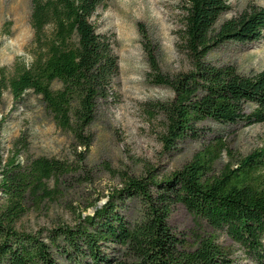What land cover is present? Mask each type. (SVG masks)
Listing matches in <instances>:
<instances>
[{"label": "trees", "instance_id": "obj_1", "mask_svg": "<svg viewBox=\"0 0 264 264\" xmlns=\"http://www.w3.org/2000/svg\"><path fill=\"white\" fill-rule=\"evenodd\" d=\"M184 1L182 48L193 70L162 75L145 45L155 82L174 93L171 101L159 105L167 151L198 137L197 126L206 121L264 127V70L244 75L231 65L206 60L224 43L260 40L264 7L253 6L220 23L230 9L227 0ZM107 3L31 0L32 61L18 58L11 69L0 67V100L5 92L15 103L34 93L56 127L84 147L91 144L89 128L108 103L119 73L111 38L99 34L92 21ZM224 148L221 142L206 147L162 178L152 168L147 176H127L102 207L96 202L87 207L94 208L93 215H80L76 225L59 224L42 236L18 230V222L51 196L50 180L59 184L78 170L46 157L22 164L16 154L5 161L0 130V264H236L232 246L219 242L221 234L264 264V142L212 174ZM127 200L140 203L134 221L120 212ZM179 203L213 230L199 236L194 249L169 224Z\"/></svg>", "mask_w": 264, "mask_h": 264}, {"label": "rangeland", "instance_id": "obj_2", "mask_svg": "<svg viewBox=\"0 0 264 264\" xmlns=\"http://www.w3.org/2000/svg\"><path fill=\"white\" fill-rule=\"evenodd\" d=\"M227 1L230 9L221 16L220 23L240 16L253 6L264 7V0ZM184 6V0H108L106 7L98 9L92 21L99 34L111 38L119 73L113 80L108 103L100 107L89 128V147L57 128L34 93H27L18 103L9 92L2 95L0 130L5 161L16 154L22 164L46 157L78 170L72 177L62 178L59 184L56 179L50 180L47 184L53 193L39 207L28 210L18 222V230L31 234L42 232L45 236L47 230L59 224L74 226L80 215L94 214L93 207L87 209L91 203L102 207L114 190L123 187L127 176H147L150 168L159 178L168 176L192 161L196 153L217 142L225 148L212 174L261 147L262 125L206 121L197 126L198 137L178 142L171 151L164 148L161 136L165 118L159 105L171 101L174 93L155 82L148 53L156 59L162 75L173 77L193 70L182 48ZM30 16L31 0H0V67L11 69L18 58L26 63L32 61L34 32ZM206 60L215 66L231 65L244 75L261 72L264 32L254 42L224 43ZM120 212L134 221L139 216L140 203L127 200ZM169 224L189 249L196 247L199 236L213 232L180 203L174 205ZM219 242L232 246L236 264H258L224 234L219 236ZM106 252L111 253V249ZM62 264L69 263L62 261Z\"/></svg>", "mask_w": 264, "mask_h": 264}]
</instances>
